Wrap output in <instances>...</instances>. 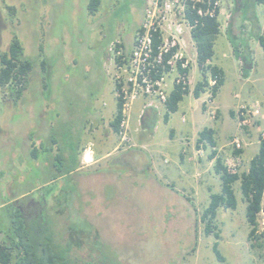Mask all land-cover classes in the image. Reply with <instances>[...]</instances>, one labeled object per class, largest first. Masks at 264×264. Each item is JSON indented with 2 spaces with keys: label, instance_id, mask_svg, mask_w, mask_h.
<instances>
[{
  "label": "rangeland",
  "instance_id": "obj_1",
  "mask_svg": "<svg viewBox=\"0 0 264 264\" xmlns=\"http://www.w3.org/2000/svg\"><path fill=\"white\" fill-rule=\"evenodd\" d=\"M73 1L0 0V56L17 36L24 48L23 58L33 66L18 102L10 90L0 88V241L11 228L16 207L38 211L41 206V216L48 220L46 236L53 234L60 246L70 244L68 231L73 223L86 232L87 239L76 251L83 261L90 260L88 253L97 261L101 259L102 264H264V248L253 249L248 241L250 226L240 182L234 186L237 209L218 211L215 233L220 240L205 235L206 222L201 217L211 195L219 193L221 187L215 163L208 159L211 150L197 148L198 133L213 128L225 166L233 173L248 171L264 137L263 49L251 39L252 48L257 45L253 49L255 72L248 79L240 76L234 83L237 61L229 56L227 43L220 36L216 57L221 59L223 52L228 56L224 60L225 83L215 100L219 108L216 119L210 118L204 108L205 95L199 101L186 96L171 124L160 123L155 138L142 139V135L140 140L152 146L142 148L136 138L131 139L130 124V142L125 146L119 136L116 138L117 155L109 169L102 170L107 164L88 167L84 163L85 143L97 135L90 136V124H99V110L104 106L116 108L112 73L109 75L112 69L104 65L106 54L110 55L114 42L130 37L140 19L142 0H117L114 10L110 5L107 8L110 1L104 0L98 18L90 22L79 10L77 0ZM260 14L264 22V6ZM250 30L248 22L247 33ZM199 79L193 66L190 86L194 88ZM190 99L192 112L187 108ZM253 101H260L261 116L243 127L238 109ZM132 115L134 123L139 115L137 105ZM183 115L188 125L192 124L187 136L182 137L190 152L182 160L177 156L171 159L162 149L170 144V128L182 127ZM236 138L241 141L240 156L235 155ZM180 144L179 139V151ZM95 145L100 148L99 143ZM80 146L81 169L46 187L53 176L60 175L50 164L53 157L61 152L69 156L65 150L78 152ZM35 148L37 159L31 156ZM177 160L188 174L182 183L176 180ZM71 165L70 161L64 163L67 169ZM16 199L21 203L12 205ZM259 223L264 233V211ZM215 242L224 262L218 261L213 252Z\"/></svg>",
  "mask_w": 264,
  "mask_h": 264
},
{
  "label": "trees",
  "instance_id": "obj_2",
  "mask_svg": "<svg viewBox=\"0 0 264 264\" xmlns=\"http://www.w3.org/2000/svg\"><path fill=\"white\" fill-rule=\"evenodd\" d=\"M216 0H212L214 3ZM100 5V0H91L89 12L96 13ZM264 5V0H235V8L233 10L232 19L227 29V35L232 46L233 54L240 62L241 75L244 79H248L255 66L253 51L250 46L252 38L259 41L264 51V33L262 32L259 20L256 17L255 7ZM242 16L241 21H237ZM190 20L193 23L196 15L190 14ZM245 22L251 24V30L247 33ZM238 32H235V30ZM220 34V22L218 16L215 18L204 17L200 19L198 25L193 29L192 38L197 48V62L201 72L202 80L197 83L192 94L199 99L208 86L209 74L217 79V86L214 90L216 98L220 88L224 84V73L217 67L206 65L214 56V41ZM154 45H157L155 40ZM130 52V51H129ZM24 48L17 36L12 39L8 51L0 56V88L8 89L15 102H18L27 88L28 78L33 70V66L29 60L23 58ZM42 69L46 70V62L43 60ZM191 93L189 87L183 89L177 86L170 94L168 103L166 104L167 112L164 115V122L167 123L170 114L177 112L178 105L183 99ZM205 108V107H204ZM122 103L117 101V114L113 122L114 131L118 134L120 124L123 120ZM155 112V111H154ZM232 118L235 116L231 112ZM149 119L143 117L145 126L153 131L156 118L152 116ZM215 130L212 128H204L198 134L197 148L203 150H211L208 159L215 162L214 171L220 178V192L212 194L210 202L202 215V221L206 222L205 235L211 236L218 241L220 235L215 233V220L219 209L236 210L238 200L234 186L240 182V189L243 201L246 203V220L250 226L248 241L253 249L264 248V233L260 232L259 216L264 211V137L260 138L259 151L257 155L250 161L247 172L239 174L233 173L228 169L217 150V140L215 138ZM57 143L54 141L53 145ZM60 151V149L58 148ZM235 155H242L243 150L235 149ZM67 155L58 153L53 157L50 164L58 171L59 176H53L46 183L53 184L58 178L68 176L72 172L79 169V153L76 151H66ZM37 149L31 151L34 159L38 158ZM64 154V153H62ZM71 162V167H64V163ZM70 169V170H69ZM45 187V188H46ZM48 189V188H46ZM20 199H16L11 204L18 205ZM44 203V202H43ZM7 205V204H6ZM11 206L10 204L6 207ZM28 210L22 205L15 208L14 217L11 218V228L8 232H4L5 237L0 241V264H81V260L76 259L73 255L75 247L80 245L87 239L84 230L78 229L74 223L71 225L68 235L70 244L62 247L49 232L48 220L46 221L42 215L41 206L38 211ZM51 236V237H50ZM213 252L220 262H224V258L219 251V243L213 244ZM101 260V259H100ZM97 260L84 262L85 264H102Z\"/></svg>",
  "mask_w": 264,
  "mask_h": 264
},
{
  "label": "built area",
  "instance_id": "obj_3",
  "mask_svg": "<svg viewBox=\"0 0 264 264\" xmlns=\"http://www.w3.org/2000/svg\"><path fill=\"white\" fill-rule=\"evenodd\" d=\"M222 2L148 0L132 50L129 52L121 40L112 44L113 62L109 75L112 73L115 98L122 103L123 120L118 133L122 145L130 142V110L136 101L143 100L145 108L161 111L175 87H190L189 73L195 64L198 65L193 29L204 17L219 18ZM193 13L196 17L192 23L189 16ZM216 86L217 79L209 74L203 104L212 119H216L219 112L214 97ZM237 116L241 126H250L261 116L260 102L241 104ZM233 146L241 149L239 138L234 139Z\"/></svg>",
  "mask_w": 264,
  "mask_h": 264
},
{
  "label": "crops",
  "instance_id": "obj_4",
  "mask_svg": "<svg viewBox=\"0 0 264 264\" xmlns=\"http://www.w3.org/2000/svg\"><path fill=\"white\" fill-rule=\"evenodd\" d=\"M58 1L60 3H62L64 0H58ZM71 1H73V0H71ZM109 1H110V3L106 4L107 8L110 5V7L113 8V10L116 9L117 3H118L117 0H109ZM147 1L148 0H142V4H141L142 5V12H141L140 19H139L138 22L135 23V21L133 20V19H135V16L132 19L133 13L131 14V21H132V23H135L134 24L135 28H134L132 34L130 35V37L123 38V42H124L125 47H126V49L128 51L132 50L133 44H134V39H135V34H136L137 30L140 28V26H141V24L143 22ZM73 3H74V1H73ZM90 3H91V0H77V6L79 7V10L81 9V11L84 12V14L88 18L89 22L91 20H95V19L98 18V15L100 14L101 9L104 8V0H100L99 8H98L97 12L93 13V14H91L89 12ZM232 5H233V8H232ZM262 6H264V5H257L255 7L256 8L255 9V13L257 15V18L259 20V24H260L261 29H262L261 33H264V26H263L264 22H262V16L260 14V8ZM234 8H235V0L234 1L233 0H223V6L221 7V13H220V16H219L220 34L217 37V39L214 41V56H213V59L211 61H209V64L211 66L217 67L218 69L222 70V72L224 73V83H225L226 74H227V72H226V70L224 68V66H225L224 60H225V58L228 55L225 54V52H223V56H222L221 59L216 57L215 47H216V42L218 41L220 36H222V38L227 43L226 47L228 48L229 56L234 57L236 59V61H237L238 69H236V71H235L234 83H235L236 79H239L240 76L242 77L241 69H240L241 68L240 62L237 60V58L233 54L232 46H231V43L229 41V37L227 35V29H228L229 23H230V21L232 19ZM228 11H229V15H228ZM247 23L248 22H245L246 26H247ZM256 41L258 43V46H260L259 41L258 40H256ZM250 43H251V41H250ZM250 46H251V44H250ZM255 46H257V45H255ZM255 46H253V48L251 46L252 51H253ZM109 52H110V55L106 54L107 57H106L105 62H104V65H106L107 68L111 67L112 62H113L112 53H111V51H109ZM253 55H254V52H253ZM194 66H196V68L198 69V72L200 74V79L196 82V84H195V86H196L197 83H199L202 80V76H201V72H200V69H199L198 65L195 64ZM236 68H237V66H236ZM253 72H255V66H254ZM189 75H191V71H190ZM223 86H224V84H223ZM189 88H190V90L191 89L192 90H191V93L188 96H191L194 100H197V101L201 100V97L199 99H196L193 96V94H192V92H193L195 87L192 88L190 86ZM221 88H220V90H221ZM114 97H115V95H114ZM115 100H116V98H115ZM141 101H143V100H141ZM141 101L139 100V101L135 102L133 104L131 110H130V124H131V128H132L131 129V133H130V138L131 139L132 138H136V142L138 144H141L142 148H148V147H150L152 145H150V144L148 145L147 140L146 141H143V140L141 141L140 138L142 137V135H143L142 139L143 138H145V139H147V138L148 139L155 138L156 137L157 126L160 123L171 124L173 115L176 114L179 111L180 105L182 104L184 99H183L182 102L179 103L177 112L170 114V118H169V121L167 123L164 122V115L167 112V107H165L161 111H157V110L152 109V108H145V102L143 101V103H142ZM138 103H140V104H138ZM136 105H137V107L139 109V115L137 117V120H135V122L133 123L134 115H132V111L136 107ZM191 105H192V99H190V102H189L188 107H187L188 109H190L189 110L190 112H192ZM99 112H100L99 117L101 119L100 121H97V122H99V124L94 125L93 122L91 124L88 123V125L90 124V126H91V128H90V136H91V134H92V136H93V134H97V135L95 136V138H92L87 143H85V145H86L85 146V150H86L87 154H86V156L84 158V163L88 164L87 165L88 167L95 166L97 164H107L104 167H102V170H106V169H109V164L111 162H113L112 161L113 158L117 155L116 148H117V145H118V140L116 138H118V134L114 131V128L112 126L113 122L115 120L116 114H117V100H116V108H115V110L112 107H110V104H109V106L108 105L104 106V108L99 110ZM145 116H146L147 119H149V121H148L149 124L151 123L150 122V118L152 116H154L156 118V123H155V127H154L153 131H151L149 129V126H145V124L143 122V117H145ZM209 120L212 121L211 119H209ZM182 122H183L182 123V127L176 125V126L170 128V131H169V134H168V137H167V139L170 142V144H166L167 148L166 149H162L163 150V154L169 156L171 159H172V157H173V159H175V156H177L178 160L179 159L182 160L183 159V155L186 152H190V150L186 149L187 147H185V145L182 143V141H183L182 137H186L187 136L188 132L192 128V124L189 123V125H188V122H186L185 115H183V117H182ZM212 122H214V121H212ZM203 123L205 125L207 122H204V120H203ZM213 130H215V129H213ZM215 132H216V130H215ZM215 134H217V132ZM177 135H180V138H177ZM167 139H165L163 141V143L165 141H167ZM179 139H180V143H181L180 144V146H181L180 147V151L176 147V143H177V141H179ZM184 139H186V138H184ZM96 143L100 144V148L99 149L96 148L97 147L95 145ZM151 144H153V141L151 142ZM80 150H81V146L79 147L77 153L80 154V152H81ZM89 158L91 159L90 161H88ZM178 160L175 162L176 163L175 169H176V172H177L176 180L178 182L182 183L185 179L188 178V174H186V175L184 174L185 171L181 167V160L180 161H178ZM210 162H214V160L210 161ZM81 163H83V161ZM81 163H80V160H79V169L78 170L81 169V167H80ZM114 168L116 170H118V167H114ZM77 249H79V248L75 247V249L73 251L74 257L76 259L81 260V264H85V263L82 262L84 259L79 258L76 255ZM84 249H87L86 246H84ZM88 256H90V260H88V261L85 260V262H89L92 259L96 260V259H94L95 257L93 255H90V254L87 253V257Z\"/></svg>",
  "mask_w": 264,
  "mask_h": 264
},
{
  "label": "bare ground",
  "instance_id": "obj_5",
  "mask_svg": "<svg viewBox=\"0 0 264 264\" xmlns=\"http://www.w3.org/2000/svg\"><path fill=\"white\" fill-rule=\"evenodd\" d=\"M91 159L89 158L88 161H90Z\"/></svg>",
  "mask_w": 264,
  "mask_h": 264
}]
</instances>
